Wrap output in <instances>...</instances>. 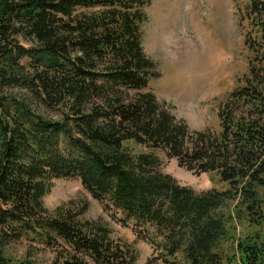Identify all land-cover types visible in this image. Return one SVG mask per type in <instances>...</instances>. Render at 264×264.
Listing matches in <instances>:
<instances>
[{"label":"trees","instance_id":"1","mask_svg":"<svg viewBox=\"0 0 264 264\" xmlns=\"http://www.w3.org/2000/svg\"><path fill=\"white\" fill-rule=\"evenodd\" d=\"M148 4L0 0V264H39L7 252L30 234L71 248L53 264H136L134 249L78 218L85 207L44 206L54 178H79L105 209L154 228L148 240L166 264H223L229 241L240 264H264V234L233 243L232 231L238 218L264 216V0L246 6L261 43L245 39L249 74L220 106L217 132L192 129L147 90L160 76L143 47ZM129 140L161 148L194 175L216 172L229 188L183 185ZM234 200L236 213L219 211Z\"/></svg>","mask_w":264,"mask_h":264},{"label":"rangeland","instance_id":"2","mask_svg":"<svg viewBox=\"0 0 264 264\" xmlns=\"http://www.w3.org/2000/svg\"><path fill=\"white\" fill-rule=\"evenodd\" d=\"M249 3L250 0H150L144 8L147 20L142 25L143 47L147 56L157 63L160 72L158 78L150 81L147 90L152 91L192 129L220 131V106L232 90L244 85L249 74V62L254 55L248 51L245 39L249 37L257 48V43H261L258 37L254 38L258 31V18L245 15ZM49 112L58 117L56 112ZM124 145L134 154L157 155L163 172L172 174L181 184L196 191L212 187L218 190L229 188V184L222 181L216 172L194 175L179 166L176 158H169L161 148L133 140L126 141ZM237 203L238 200L231 201L219 211L225 216L234 214ZM43 204L51 212L60 207L63 211H80L85 207L78 218L106 227L113 243L134 249L138 255L136 264H146L149 259L151 264H166L157 258L159 251L148 240L156 238L154 228L137 224L117 208L105 209L79 178L52 179ZM259 220H234L233 243L249 232L264 234V216L263 222ZM223 249V264H240L232 258L234 246L231 241L225 243ZM70 251L62 239L42 240L31 234L7 245L12 258H31L39 264H53Z\"/></svg>","mask_w":264,"mask_h":264}]
</instances>
